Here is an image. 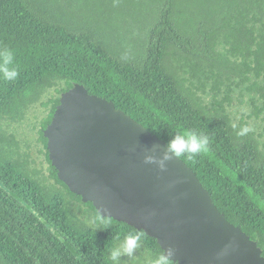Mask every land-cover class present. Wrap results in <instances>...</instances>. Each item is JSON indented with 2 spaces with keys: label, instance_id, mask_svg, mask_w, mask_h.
<instances>
[{
  "label": "trees",
  "instance_id": "1",
  "mask_svg": "<svg viewBox=\"0 0 264 264\" xmlns=\"http://www.w3.org/2000/svg\"><path fill=\"white\" fill-rule=\"evenodd\" d=\"M74 84L165 141L264 256V0H0V264H120V246L171 264L47 157L31 169L26 123L50 104L44 146Z\"/></svg>",
  "mask_w": 264,
  "mask_h": 264
},
{
  "label": "water",
  "instance_id": "2",
  "mask_svg": "<svg viewBox=\"0 0 264 264\" xmlns=\"http://www.w3.org/2000/svg\"><path fill=\"white\" fill-rule=\"evenodd\" d=\"M57 178L102 216L154 238L177 264H264L162 139L81 84L59 94L43 130Z\"/></svg>",
  "mask_w": 264,
  "mask_h": 264
},
{
  "label": "flooded vegetation",
  "instance_id": "3",
  "mask_svg": "<svg viewBox=\"0 0 264 264\" xmlns=\"http://www.w3.org/2000/svg\"><path fill=\"white\" fill-rule=\"evenodd\" d=\"M58 103H59V98H58ZM57 104H55V106H54V109L52 111L50 120L45 124L44 128L42 129V134H43V130L50 123L51 118H52V115H53V112H54L55 107H56ZM49 108H50V104H48L47 106H38L37 107V110H34L35 111L33 113L34 115L27 122V124L29 126H31V125L34 126L35 125L34 128H31V129L28 130V134H27V136H29L28 137L29 138L28 143L30 144L28 149H29V152L32 155H34V156H32V158L36 161L34 164L30 163L31 169H33V167H32L33 165L39 167L40 164H43L44 167H48V162L51 165L50 160L48 158V151H47V148H46L47 139H46L45 145L43 146V144L41 142H38V137H39L38 135H39V133L37 132L38 131L37 129H38L39 125H40V119L49 111ZM29 131H31L30 132V135H29ZM43 136H44V134H43ZM46 157L49 160L48 162H47ZM162 257L165 258L163 256V252H162ZM165 259H168V258H165ZM149 260H151V259H149ZM156 261H159L160 264H168L165 260H162V259L161 260H151V261H149V263H153V262H156ZM171 262H172L171 264H177L176 262H173V261H171Z\"/></svg>",
  "mask_w": 264,
  "mask_h": 264
},
{
  "label": "rangeland",
  "instance_id": "4",
  "mask_svg": "<svg viewBox=\"0 0 264 264\" xmlns=\"http://www.w3.org/2000/svg\"><path fill=\"white\" fill-rule=\"evenodd\" d=\"M62 5V4H61ZM67 4H63L62 6L64 8L68 9ZM27 124V123H26ZM29 131V135H30ZM28 134V133H27ZM34 156V155H33ZM33 167V166H32ZM34 168V167H33ZM40 179L45 184H51L50 178L44 177L43 175L39 174ZM72 209L78 214L82 215V210L78 208V204L75 203L72 205ZM82 219H84L82 216H80ZM136 256L137 260H132L131 257ZM117 259L120 264H151L148 261L144 260V255L134 249H126L125 246H120L117 251ZM152 264H160L159 261L153 262Z\"/></svg>",
  "mask_w": 264,
  "mask_h": 264
}]
</instances>
